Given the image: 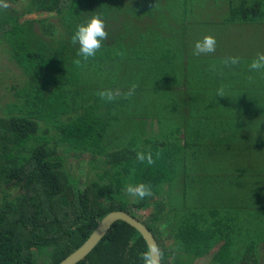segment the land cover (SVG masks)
I'll list each match as a JSON object with an SVG mask.
<instances>
[{"label":"trees","instance_id":"16d2710c","mask_svg":"<svg viewBox=\"0 0 264 264\" xmlns=\"http://www.w3.org/2000/svg\"><path fill=\"white\" fill-rule=\"evenodd\" d=\"M97 14L108 39L75 64L70 38ZM205 35L216 52L193 56ZM0 52L24 78L0 115V264H61L113 211L152 231L162 264H264V71L248 70L264 0H0ZM133 83L131 99L97 96ZM143 149L154 165L136 161ZM72 156L87 160L84 182ZM141 182L152 197L125 194ZM146 251L117 221L79 264H143Z\"/></svg>","mask_w":264,"mask_h":264},{"label":"clouds","instance_id":"9594fccd","mask_svg":"<svg viewBox=\"0 0 264 264\" xmlns=\"http://www.w3.org/2000/svg\"><path fill=\"white\" fill-rule=\"evenodd\" d=\"M3 7H7L6 4ZM108 32L106 31V23L101 15H93L84 23L78 24L74 33L70 38V42L74 46H78L76 56L78 59L74 61L75 64H80L81 60L88 61L96 57L97 53L103 47V42L108 39ZM217 40L212 35H205L202 39L194 43L192 55L196 57L213 55L216 52ZM241 63L239 56H228L222 61L224 67H238ZM249 72L264 71V53H258L257 56L248 65ZM222 74V73H220ZM249 83L254 82V77H248ZM138 85L133 83L127 91H122L119 88H107L97 92V96L104 103H113L117 99H131L136 94ZM216 97L226 98L225 89L223 86L218 88L215 93ZM136 161L140 164L146 163L152 166L156 163L150 149H143L136 151ZM134 171V170H133ZM124 192L129 197L144 200L152 197V186L146 183L132 184L128 183L124 186ZM140 258L143 264H155L152 251H146L141 254Z\"/></svg>","mask_w":264,"mask_h":264},{"label":"water","instance_id":"95a60500","mask_svg":"<svg viewBox=\"0 0 264 264\" xmlns=\"http://www.w3.org/2000/svg\"><path fill=\"white\" fill-rule=\"evenodd\" d=\"M117 221H124L136 228L144 237L149 251H152L155 264H162L158 242L152 231L138 218L125 211H113L104 217L90 238L61 264H79L81 261L86 259L107 235L112 225Z\"/></svg>","mask_w":264,"mask_h":264},{"label":"rangeland","instance_id":"374dc122","mask_svg":"<svg viewBox=\"0 0 264 264\" xmlns=\"http://www.w3.org/2000/svg\"><path fill=\"white\" fill-rule=\"evenodd\" d=\"M45 17V16H43ZM24 18H39V15H27L26 17ZM23 18V19H24ZM3 60V61H2ZM3 62V64H2ZM4 65V66H2ZM6 72L9 73L10 75V79H8L7 75H6ZM2 76L7 78L8 80H4L2 79ZM21 79H24L23 77L20 76V70L17 68V66L11 62L9 60V56L7 55V53H5V55H3L1 52H0V105H1V108H0V115L3 116V110L2 109H5V105L8 104L10 101H13L14 100V94L7 91L6 89L7 88H22L23 86V80ZM152 132H154L155 134L158 133V127H157V124L154 123L153 127H152ZM86 162H80L79 159H77L76 157L72 156L68 162H69V167L71 169V171L75 174V175H78L81 180H83L82 182H84V180H86V171H87V160H84ZM82 189H85V186L82 185L81 186ZM15 193V192H14ZM3 197V195L0 193V199ZM149 208V207H148ZM151 210L150 209H147V208H144L143 210L141 211H137V213L139 215H142V216H146L149 214ZM164 231L166 228L165 225H163L161 227ZM218 249L216 248L215 250H213L214 252H216ZM213 257V255H208L202 259H199L197 261L196 264H209L211 262V258ZM43 263L42 260H40V264Z\"/></svg>","mask_w":264,"mask_h":264}]
</instances>
